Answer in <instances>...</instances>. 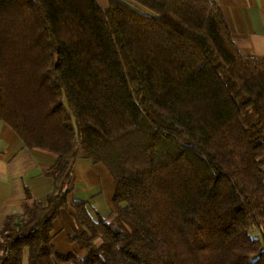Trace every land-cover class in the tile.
<instances>
[{"label":"trees","instance_id":"1","mask_svg":"<svg viewBox=\"0 0 264 264\" xmlns=\"http://www.w3.org/2000/svg\"><path fill=\"white\" fill-rule=\"evenodd\" d=\"M0 120L58 156L46 203L4 217L0 264H264V59L219 5L0 0ZM80 151L115 192L98 221L73 201L77 262L51 233Z\"/></svg>","mask_w":264,"mask_h":264},{"label":"crops","instance_id":"2","mask_svg":"<svg viewBox=\"0 0 264 264\" xmlns=\"http://www.w3.org/2000/svg\"><path fill=\"white\" fill-rule=\"evenodd\" d=\"M221 7L237 48L249 57L264 59V0H208ZM103 9L109 0H98ZM57 154L45 148H28L16 131L0 120V230L6 215L20 213L27 192L37 202L46 203L54 189L48 174ZM72 192L68 205L53 222L52 245L61 255H72L79 262L87 252L72 237L84 230L73 201L85 203L89 216L98 221L113 211L114 179L103 163H95L83 151L72 163ZM28 251V249H27ZM26 251V256H27ZM25 256V259H26ZM53 264H76L52 256Z\"/></svg>","mask_w":264,"mask_h":264},{"label":"rangeland","instance_id":"3","mask_svg":"<svg viewBox=\"0 0 264 264\" xmlns=\"http://www.w3.org/2000/svg\"><path fill=\"white\" fill-rule=\"evenodd\" d=\"M32 119V118H31ZM251 233H252V235L254 236V237H260L261 236V234L259 233V230L258 229H253L252 231H251Z\"/></svg>","mask_w":264,"mask_h":264}]
</instances>
